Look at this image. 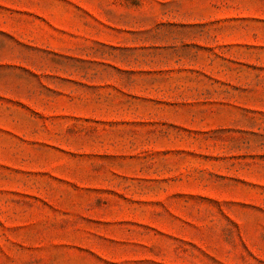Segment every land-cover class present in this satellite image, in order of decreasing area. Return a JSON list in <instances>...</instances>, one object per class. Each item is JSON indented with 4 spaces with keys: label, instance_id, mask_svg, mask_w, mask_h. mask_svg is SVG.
Instances as JSON below:
<instances>
[{
    "label": "rangeland",
    "instance_id": "rangeland-1",
    "mask_svg": "<svg viewBox=\"0 0 264 264\" xmlns=\"http://www.w3.org/2000/svg\"><path fill=\"white\" fill-rule=\"evenodd\" d=\"M0 264H264V0H0Z\"/></svg>",
    "mask_w": 264,
    "mask_h": 264
}]
</instances>
